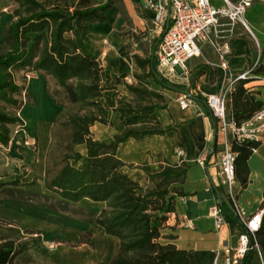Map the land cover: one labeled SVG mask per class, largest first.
I'll use <instances>...</instances> for the list:
<instances>
[{"label":"crops","instance_id":"crops-1","mask_svg":"<svg viewBox=\"0 0 264 264\" xmlns=\"http://www.w3.org/2000/svg\"><path fill=\"white\" fill-rule=\"evenodd\" d=\"M79 2L91 5L94 1ZM209 2L219 7L224 0ZM153 15L154 12L143 0H111L105 10V20L87 24L86 41L80 38L77 31L68 32L66 36L75 38L81 52L98 61L104 76L109 77L111 82L116 78L126 81L127 77L134 82L133 74L140 72L135 57L154 56L157 62L160 37L168 24L166 21L157 27ZM243 18V24L235 23L233 27L226 18H221L216 36L211 35V38L199 43L198 54L187 61L184 70L174 68L165 71L163 76L158 72L156 63L157 72L172 87L161 88L153 79L146 80L149 88L163 94L167 104L166 108L156 109L155 115L163 126L172 125L175 129L162 135L147 136L140 141L128 138L117 149L121 160L134 165L146 161L157 167L162 159L172 164L181 160L185 162L187 169L181 184L184 195L177 197L175 211L168 214L161 228V241L172 242L179 249L192 250L196 264H214L216 252L219 253L218 261H222L226 256L224 248H235L244 232L240 219L259 210L264 198V132L247 159L246 184L242 185L235 178L229 191L220 185L218 161L221 150L226 145H232L233 136L217 128L201 96L218 92L226 81L220 67L224 62L231 73L247 74L246 87L264 108V75L248 73L251 64H264V0H252ZM10 20L11 4L1 0L0 38ZM219 46L227 47L225 55H221ZM23 73L19 71L15 75L22 76ZM48 83L49 77L40 73L26 82V100L34 101L32 114L35 109L49 113L56 110L46 90ZM120 93L125 95L126 101L134 100L122 84L105 91L114 98ZM185 94L196 97L191 105L182 108L177 98ZM41 95L46 99V105L43 101L39 106ZM26 100L24 102L28 103ZM225 107L231 114V91L226 94ZM22 119L28 126L25 117ZM31 119L35 127L34 133L29 134L36 141L33 154L29 153L27 146V149L22 148L23 153L10 147L13 139L6 147L0 144V183L4 184L0 189V242L14 240L17 245L24 246L15 257V264L108 263L116 254L119 242L94 222L104 202L88 198L73 202L45 187L44 159L50 141L51 123L50 119L46 122L40 118ZM107 120L109 124L97 122L91 126L95 138L107 141L123 128L118 113L110 109ZM79 147L84 149L83 145ZM178 150H182V155L178 154ZM19 161L26 163L25 166L20 167ZM15 179L20 183L12 184ZM218 202H224L220 210L225 221L220 228L216 227L215 219L210 215V210ZM234 211L240 219L235 217ZM86 232L90 233L92 245L79 242L80 235ZM170 235L172 239L167 238ZM257 239H264V234L251 239L253 244L250 243L251 248L247 252V264H264V246L258 244ZM50 242L55 244L52 249L47 245Z\"/></svg>","mask_w":264,"mask_h":264},{"label":"trees","instance_id":"trees-1","mask_svg":"<svg viewBox=\"0 0 264 264\" xmlns=\"http://www.w3.org/2000/svg\"><path fill=\"white\" fill-rule=\"evenodd\" d=\"M5 1L11 4V20L0 38V144L6 147L11 127L24 124L16 96L24 93L26 86L16 81L15 73L35 71L49 77L55 92H47L56 110L50 118L44 185L73 202L83 198L104 202L94 222L116 237L119 245L112 259L100 264H196L192 250L161 241V228L168 214L175 211L177 197L184 195L181 184L187 169L185 162L172 164L164 159L153 167L146 161L127 163L117 156L118 147L128 138L140 141L175 129L163 126L155 115L156 109L166 108L167 104L163 94L149 88L146 80L153 79L161 88L172 85L157 72L154 56L135 57L140 72L133 74L134 82L120 78L111 82L98 61L84 55L75 38L66 36L77 31L86 41L87 24L104 21L111 0H93L91 5H82L79 0ZM249 72L264 75V64H251ZM247 81L237 80L231 90L230 115L237 123L262 107L246 87ZM118 84L124 85L132 102L118 103L105 94ZM59 93L63 102L56 101ZM8 107L19 109L16 112ZM109 109L118 113L123 128L105 141L93 136L91 126L97 122L109 124ZM80 145L84 146V154L78 149ZM257 145L255 140H233L231 145L235 178L242 185L248 178L247 159ZM126 169L135 172L130 174ZM19 183L18 179L12 182ZM3 185L0 183V189ZM217 204L222 208L224 202ZM260 209L264 211V198ZM233 214L240 219L236 211ZM260 234H264V212L260 228L250 234V243ZM79 242L92 245L90 233L81 234ZM257 243L264 246V239H257ZM23 248L14 240L1 241L0 264H15ZM248 255L243 264H247Z\"/></svg>","mask_w":264,"mask_h":264},{"label":"built area","instance_id":"built-area-1","mask_svg":"<svg viewBox=\"0 0 264 264\" xmlns=\"http://www.w3.org/2000/svg\"><path fill=\"white\" fill-rule=\"evenodd\" d=\"M144 4L154 12L153 22L159 27L166 21V28L163 30L156 51L157 68L161 71H171L174 68L185 69L187 61L196 56L199 52V43L216 36L217 28L221 18H226L230 26L235 23H244V12L251 5L252 0H239L231 2L224 0L223 5L213 6L209 0H143ZM221 55L227 53L226 46H219ZM254 64H257L255 62ZM223 70V77L226 81L216 93L201 94L205 104L215 119L217 128L222 132H230L233 140H259L264 132V108L255 111L248 119L237 123L225 107V97L233 88L234 83L240 79H246V73L233 74L226 69L224 62L220 64ZM37 72L28 71L24 75L27 80L35 77ZM248 73L249 70H248ZM126 82H132L131 77ZM195 96L191 94L181 95L177 98L178 104L186 108L194 102ZM182 150L178 154L182 155ZM235 152L230 145H226L220 152L218 161L219 182L229 191L235 180L234 173ZM202 163V160H199ZM233 199V196L231 197ZM261 209L253 212L248 217L241 219L244 224V232L239 236L235 248L226 246V256L218 261L219 253L216 252L214 264H243V260L249 251L250 234L260 228L262 219ZM210 215L215 219L217 228L224 223V216L216 204ZM50 249L55 247L54 242L47 243Z\"/></svg>","mask_w":264,"mask_h":264},{"label":"rangeland","instance_id":"rangeland-1","mask_svg":"<svg viewBox=\"0 0 264 264\" xmlns=\"http://www.w3.org/2000/svg\"><path fill=\"white\" fill-rule=\"evenodd\" d=\"M157 63V62H156ZM158 72L164 76L165 72L164 71H159ZM16 81L19 83V84H26V82L28 81L27 78L25 77L24 73H23V77L22 76H14ZM131 83V82H130ZM48 90L52 93L55 92V87L54 85L52 84V80L49 78V83H48ZM46 89V90H47ZM56 101L58 102H63L64 101V98L62 96V93H59V94H56ZM125 95H122V93L119 94V96H115L116 98V101L118 103L120 102H123L125 101L126 99L124 98ZM17 100L18 102L20 103V107H24L23 110H22V107L21 109L17 108V109H14V108H11V107H8L10 110H15L16 112L18 111L19 109V114L22 118L25 117V119L27 120L28 122V126L25 125V122L24 124L19 127V126H12L11 128V139H13L12 141V145L10 147H14L17 151H20L21 153L25 152L22 150V148H25V146H27L29 149L27 150H30L29 153L33 154L34 151H35V148L33 147H36V141H35V138L33 136H31L29 133H34L33 132V129H34V124H33V121H32V117H33V120L35 119H38L40 118L41 120H43V122H46V121H49V119L51 118V114L53 113H49V111L47 110H36L35 109V112L34 114H32V105L34 103V101H27L26 99H28V95L26 93H21L20 95L18 94L17 96ZM49 97H51L49 95ZM123 98V99H122ZM128 98V97H127ZM29 99H31L29 97ZM24 100H26L28 103L24 102ZM45 102L44 104L46 105V99L42 97V95L40 96L39 98V106H41L42 102ZM51 102V101H50ZM42 137H40V141H41ZM28 141L27 144H25V141ZM31 141V142H30ZM17 142V143H16ZM9 145V144H8ZM79 150L84 154V149L83 147H78ZM9 157V155H8ZM164 160V159H162ZM83 162V161H82ZM18 163V162H17ZM19 166L22 167V166H25L24 164L26 163H22L21 161H19ZM130 174H133L135 171L134 170H130V169H126Z\"/></svg>","mask_w":264,"mask_h":264}]
</instances>
